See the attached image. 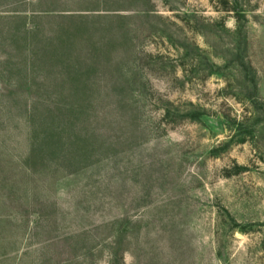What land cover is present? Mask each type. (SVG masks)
Returning <instances> with one entry per match:
<instances>
[{
	"label": "rangeland",
	"instance_id": "374dc122",
	"mask_svg": "<svg viewBox=\"0 0 264 264\" xmlns=\"http://www.w3.org/2000/svg\"><path fill=\"white\" fill-rule=\"evenodd\" d=\"M0 264H264V0H0Z\"/></svg>",
	"mask_w": 264,
	"mask_h": 264
},
{
	"label": "trees",
	"instance_id": "16d2710c",
	"mask_svg": "<svg viewBox=\"0 0 264 264\" xmlns=\"http://www.w3.org/2000/svg\"><path fill=\"white\" fill-rule=\"evenodd\" d=\"M93 51H90L91 55L95 54V52H96V50H93ZM99 56H100V54H99ZM99 56L93 58L92 61L91 60L87 61V64H88V66H93L95 69L96 82H94V85L101 87V85L103 86L105 84V80L107 81V78L109 77L108 74L110 73L112 68L115 66V64H113V62L107 63V56L105 57L106 60H105V58H102ZM85 82H86V84H89V82L91 83L90 80L85 81ZM112 111L113 112H110V110H109L108 111L109 114H107V112H106L105 115L99 116L97 114V110H94L91 113L92 115L89 116V119L87 122V124L90 125L89 126V128H91L90 130H89V128H87L86 125H84L82 127L81 131H79V132H77V130L73 131L74 134L70 138V136L68 134L69 128L68 129L66 128V129L60 131L59 133L56 132L54 134H50L47 138V139H49L47 143H50V144L52 142L58 143L59 145L64 146L68 151L72 150V152L75 154L77 151L78 154L82 153L83 155L88 153V151L94 152V151L104 150L106 147L102 145L103 143H100L101 140L104 139L102 137L103 135L96 132V131H98L97 128L92 130V126H95V124L99 125L104 121L105 122L108 121L110 126H113V123H114L113 120L115 119L113 113H115L119 110H112ZM67 113L71 114V116H74L75 121L77 123L82 116H86V111L83 109H71V110L67 111ZM109 116L111 117V120L109 119ZM201 116H202L201 112L194 110L193 114L191 113L187 118L192 120V121H200ZM92 117H93V119H92ZM100 121H102V122H100ZM119 121H121L120 117H118L117 123H119ZM117 123H116V126L118 125ZM75 125L76 124L71 123L70 127L72 130L75 129ZM92 131H95V132H92ZM71 139H76V141L74 142ZM112 149H113V147L111 148V150Z\"/></svg>",
	"mask_w": 264,
	"mask_h": 264
}]
</instances>
